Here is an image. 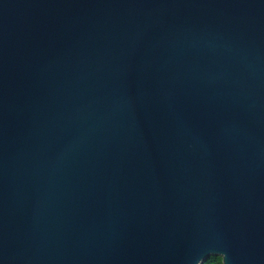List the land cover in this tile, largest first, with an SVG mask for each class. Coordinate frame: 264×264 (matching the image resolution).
Wrapping results in <instances>:
<instances>
[{"label":"water","instance_id":"water-1","mask_svg":"<svg viewBox=\"0 0 264 264\" xmlns=\"http://www.w3.org/2000/svg\"><path fill=\"white\" fill-rule=\"evenodd\" d=\"M264 264V0H0V264Z\"/></svg>","mask_w":264,"mask_h":264},{"label":"trees","instance_id":"trees-1","mask_svg":"<svg viewBox=\"0 0 264 264\" xmlns=\"http://www.w3.org/2000/svg\"><path fill=\"white\" fill-rule=\"evenodd\" d=\"M201 264H223V258L220 256H211L209 259L202 262Z\"/></svg>","mask_w":264,"mask_h":264}]
</instances>
